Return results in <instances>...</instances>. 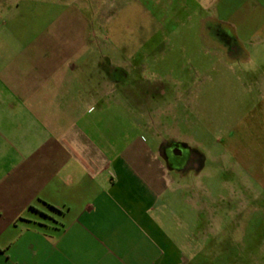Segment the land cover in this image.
Listing matches in <instances>:
<instances>
[{"label":"crops","instance_id":"crops-1","mask_svg":"<svg viewBox=\"0 0 264 264\" xmlns=\"http://www.w3.org/2000/svg\"><path fill=\"white\" fill-rule=\"evenodd\" d=\"M21 1L0 0V264H218L226 251L209 252L208 236L235 228L178 236L176 200L205 212L197 173L174 171L146 115L132 116L130 86L112 76L137 72L141 98L140 69L104 68L80 29L33 50L13 16Z\"/></svg>","mask_w":264,"mask_h":264},{"label":"rangeland","instance_id":"rangeland-1","mask_svg":"<svg viewBox=\"0 0 264 264\" xmlns=\"http://www.w3.org/2000/svg\"><path fill=\"white\" fill-rule=\"evenodd\" d=\"M13 12L33 50L80 29L104 68L125 61L140 69L141 90L145 82L166 91L153 102L126 90L132 116L144 113L159 140L186 142L203 157L189 173L205 212L176 200L178 236L227 223L236 231L208 236L209 252L226 251L217 263L264 264V0H23ZM124 75L112 77L130 86Z\"/></svg>","mask_w":264,"mask_h":264},{"label":"flooded vegetation","instance_id":"flooded-vegetation-1","mask_svg":"<svg viewBox=\"0 0 264 264\" xmlns=\"http://www.w3.org/2000/svg\"><path fill=\"white\" fill-rule=\"evenodd\" d=\"M132 78L133 75H136V73L133 72V70L130 72ZM129 76V72H125V77ZM131 81V85L129 87L130 90H132L134 81ZM133 83V84H132ZM144 87L141 90L143 93L144 98L151 97L153 99H156L159 95L165 96L166 91L160 87L151 84L149 89L147 87V84L144 82ZM133 91V90H132ZM160 150L162 153V156L166 163L176 172L181 173L185 169H196L198 167V164L201 160V155H199L192 147L186 145L184 142L173 140V139H167L164 140L160 146Z\"/></svg>","mask_w":264,"mask_h":264}]
</instances>
